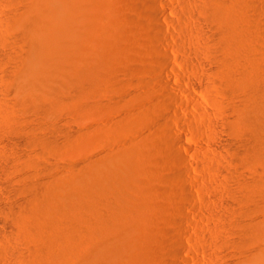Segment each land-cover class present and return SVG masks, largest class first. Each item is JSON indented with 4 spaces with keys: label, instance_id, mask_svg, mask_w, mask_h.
Segmentation results:
<instances>
[{
    "label": "rangeland",
    "instance_id": "obj_1",
    "mask_svg": "<svg viewBox=\"0 0 264 264\" xmlns=\"http://www.w3.org/2000/svg\"><path fill=\"white\" fill-rule=\"evenodd\" d=\"M21 1L0 0V20L11 14V8L24 9L32 3ZM141 1L48 0L45 16L43 9L29 6L28 16L42 45L56 51L58 62L69 60L74 74L75 68H82L92 79L85 94L70 92L48 117L43 106H23L15 95L7 98L1 92L0 223L7 222L9 205L29 197L20 191L23 185L50 183L59 196L105 194L111 200L123 184L124 199L114 210L110 228L90 236L74 218L73 226L83 233L76 242L62 240L54 250L55 264L233 263L241 251L236 244L241 228L254 220V224L264 221V162L238 161L236 153L224 146L242 137L232 127L231 112L241 93L232 94L221 81L209 79L214 65L197 54L205 43L201 37L205 26L196 9L191 16L185 11L193 0ZM145 1L159 11L160 41H155L158 28L145 13ZM250 1L262 27L259 53L264 58V0ZM6 49L0 46V51ZM81 104L82 109L76 108ZM164 128L183 139L178 159L163 150L172 141ZM27 138L38 140L31 144ZM212 144L222 148L220 153L210 149ZM244 182L253 193L240 191ZM29 198L25 201L36 203L33 232H23L17 223L12 231L0 224V264H22L23 253L48 245L45 231L57 217L56 203L51 200L47 206L41 198ZM106 206L99 211L105 212ZM178 241L182 248L169 256L166 251Z\"/></svg>",
    "mask_w": 264,
    "mask_h": 264
},
{
    "label": "bare ground",
    "instance_id": "obj_2",
    "mask_svg": "<svg viewBox=\"0 0 264 264\" xmlns=\"http://www.w3.org/2000/svg\"><path fill=\"white\" fill-rule=\"evenodd\" d=\"M12 1H14V0H12ZM128 1L129 0H127V2ZM138 1H140V0H138ZM196 1H198V3ZM196 1L193 0V5H191V3L189 2L187 4V7L185 8V11L187 14H189L191 16L192 12H193V8L196 9V11L199 12V14H200L199 15V22L205 26L206 31H203L201 33V37L203 38L205 43H204V46H202L200 48V50L197 54L199 56L206 57L207 60L210 63H212V65H214V67H213L214 69L212 71V77H210L209 79L212 82L221 81L225 86L229 87L230 93L232 92V94L233 93L237 94L239 92L241 93V97L238 96L239 99L237 98L238 101H236V104L232 105V107H231L232 111L231 112L234 113V115H235L234 116L235 118L232 122V124H233L232 127L235 129L234 131L237 130L240 133H242L241 135L239 134L242 137L240 138L241 140L238 141L237 143L236 142L231 143V144L228 143V144H225L224 146L227 145V150H232V153L233 152L236 153L233 155H236L235 159H237L238 161L241 160V162H242V161H248V160L249 161L250 160H258V161L264 162V76H263L264 73L263 72H262L263 74L260 73L261 69L264 67V63H263L264 58L259 53V45L261 46L263 39H261L262 38V33H261L262 27L260 25V22L258 21L257 16L253 12L254 10L252 7V2L250 0H196ZM31 2L32 3L27 4L28 5L27 8H26L27 5L24 6V9L21 8L20 6H17V8H15V9L11 8V9H13V10H11V14L9 13L10 15L5 16V17H3V19L0 20V46L3 48H7L6 52L4 50L0 51V69H1L0 70V72H1L0 73V76H1V79H0L1 80V82H0V95H1V92H3L7 96V98H9L11 95H15L17 102L23 106H31V105L35 106L37 104L41 105V106H43V111H42L43 114H46V116L48 117L47 114L52 113L55 110V108H57L58 106H61L62 103L66 102L64 100L66 98H68L67 96L70 92L75 93V95H76V93L78 95L85 94L87 89H89L88 88L89 83H90L89 81H91L92 77L90 76V74L85 69L78 68V67L75 68L77 71V74H74L73 73L74 67L69 62V60H63V61L58 62L57 56L55 54L56 51H53L52 48L44 47L42 45V42H40L37 39L38 37L34 33L35 28H36V24L28 16V13H29L28 11L31 8L29 6H31V4H32V8L35 10H36V8L43 9V13H44L45 12L44 11V9H45L44 5L47 4L48 0H32ZM130 2H128V3H130ZM24 3L22 2V4H24ZM196 3H197V5H195ZM16 5L17 4L13 5V3H12L11 6L15 7ZM18 5H19V3H18ZM137 6H138V4H137ZM142 6H144V4ZM145 7H143L146 9V10L144 9L146 11L145 13L148 14L150 21L154 24L153 26H157V28H158L157 29L156 27H154L157 29V32L155 31V34H156L155 35L156 36L155 41L156 40L160 41L161 29H160V26L158 24V18L160 16L159 11H157L152 6V4L148 3L147 1H145ZM137 9H139V8H137ZM45 15H46V13H44V16ZM156 29H154V30H156ZM128 38H130V37H128ZM39 39H41V38H39ZM138 43H140V42H138ZM153 47H154V45H153ZM133 48H134V46H133ZM149 50H151V49L149 48ZM190 63H192V60L190 61ZM106 74H107V72H106ZM93 81H95V80H93ZM97 92H98V90H97ZM3 93H2V95H3ZM240 93H239V95H240ZM6 96H4V98ZM73 96H74V94H73ZM231 96H233V95H231ZM6 100H8V99H6ZM8 101L11 102L12 100L9 99ZM82 105L83 104H81L79 107L78 106L77 107L75 106V107L79 109V108L84 106V105L83 106ZM96 107H97V105H96ZM11 108H13L12 105H11ZM33 109H35V108H33ZM64 109H66V108H64ZM16 111L17 110H15V112ZM71 111H70V113H71ZM0 112H2V111H0ZM66 112H67V110H66ZM6 113L4 115H6ZM2 118H4V117H2ZM7 120H8V118H7ZM164 129L166 131V128H164ZM31 130H34V129H31ZM54 130H53V132H54ZM35 132H37V131H35ZM55 132H56V130H55ZM163 132H164V130H163ZM166 132H167V134H165V135L171 136L172 141L170 140V142H171L170 144L167 141L168 144L164 145L165 149H163V150H166L165 152H167L166 154L169 155V158L171 156L172 158L174 157V159L175 158L178 159L179 156H181V155H180L179 151L177 150V148L184 146L183 139H182V137L177 136V135L172 136L173 132L172 131L170 132V130H168V129ZM22 133H24V132H22ZM49 134H51L50 131H49ZM35 135H37V134H35ZM63 135H65V134H63ZM56 136H58V135L56 134ZM160 136H161V134H160ZM21 137H22L21 139L24 140L23 135ZM30 137H31V135H30ZM34 138H36V137H34ZM43 138L44 137L42 136V139ZM27 139H29V138H27ZM27 139H25V140H27ZM30 139L27 141H29L31 144H33V140H34V142L36 140H38V139H36V140L32 139V142H31ZM69 141H71V140H69ZM235 141H237V140H235ZM21 142L19 141V143H21ZM27 144L28 143H26V145ZM31 144H30V146H31ZM67 144H68V141H67ZM46 145H47V143H46ZM27 146H29V145H27ZM64 146H66V144ZM224 146H222V147H224ZM44 147H46V146H44ZM51 147H54V146H51ZM42 148H43V146H42ZM210 149L215 151L216 153H220V151L222 150L221 147L216 146L214 144L210 145ZM230 159H232V157ZM35 160L36 159H34V161ZM260 169H261V167H260ZM231 171H233V170H231ZM231 171H230V173H231ZM148 176L150 177V175H148ZM176 178H177V176H176ZM245 178H246V176H245ZM248 178H250V177H248ZM263 178H264V176H263ZM247 180L248 179H246V181ZM135 182H136V180H135ZM161 182H162V180H161ZM227 182H230V181H227ZM256 182H258V181H256ZM46 183H45V186H46ZM229 184H231V183H229ZM245 184L247 185V183H245ZM27 185H28V187L26 185L25 186L23 185L24 187L21 186V188H20L21 190L18 189V191L19 190L24 191L28 194L29 197L35 198L37 200L38 199L40 200V198H41L43 204H46L47 206H48V204L53 202L51 200H54L56 203V210H57L56 215H57V217H55L54 220L49 225L46 226L45 233L49 234L48 245L44 248H39V247H38L39 249L36 248L35 252H34V250L31 253L26 251L27 252L26 255L23 253L24 256H20V259L22 258V260H20V261L21 262L23 261L25 264H55V262H54L55 251L54 250H57L58 248L56 249V247H58L59 245L61 246L62 240H66V241L68 240V241H75L76 242V240L78 241V238L81 236L80 233L81 234L83 233V230H82V232L80 231V233H79V230H81L79 227H77V228H79V230H76L75 225L73 226L72 223L74 222L73 221L74 218H76L77 221H79L80 226H83V228L86 229L87 234L90 236L99 232V231L106 232L111 226L110 220L113 218L114 210L117 208V206L122 204V201L124 199L122 195L124 194V190H125L124 185L122 184L121 187L117 188V194H115L116 199L113 198L110 200L109 197L105 194H103L102 196L97 197V198H95L93 196H85L83 194L75 196V195L69 194V193L59 196L55 193L54 187L49 186L50 183L46 187L39 186L38 184H36L37 186H33L34 184H32L31 186L29 184H27ZM246 185H244V184L239 185L241 188L240 191L243 192V190H245V191L247 190V192L252 191V193H253L254 189L251 188L252 186L250 187V185H247V186ZM239 186H237V187H239ZM240 188H238V189H240ZM158 189L159 188H157V190ZM231 189H233V188H231ZM231 189H230V191H231ZM234 189H236V188H234ZM160 190H162V189H160ZM14 191H16V190L14 189ZM129 191H131V190H129ZM151 191H153V190H151ZM183 193H185V190L183 191ZM261 193H262V191L260 192V194ZM23 194H22V196H23ZM231 194H232V191H231ZM258 194H259V192H258ZM110 195H112V194H110ZM255 195H257V194L255 193L254 196ZM130 196H133V195H130ZM136 196H137V194H136ZM29 197L27 199H24V201L21 200L22 203H17V204L11 205V206L9 205V207L7 206L8 207L7 208L8 218H7V222L3 221V220H2L3 222L1 221L2 223H0V224H2V227H4L5 229L8 230V229H11V227H13L12 226L13 223H17L20 225L23 232L24 231L28 232V231L32 230L31 229L32 226L36 224V221L34 218L35 217L34 212H36V211H34L36 203L32 204L31 202H29L30 200L26 202L25 200L30 199ZM244 197H246V196H244ZM24 198H26V196ZM234 198H236V196ZM252 198H254V197H252ZM244 199H246V198H244ZM261 200H262V197H261ZM253 201H254V199H253ZM40 203L41 202H39V204ZM103 204L107 205L106 206L107 210L105 212H100L99 208ZM159 204L157 203L156 205H159ZM246 204H249V203L246 202ZM252 204H254V202ZM258 205L259 204L257 203V205H255V206H258ZM150 206H152V205H150ZM263 208H264V206H263ZM4 209H6V207ZM39 209H41V208H39ZM249 209H251V208H249ZM129 212L131 213V211H128V213ZM243 212H245V211H243ZM118 215H120V214H118ZM122 215H123V213H122ZM37 221H39V220H37ZM48 221H49V219H48ZM254 222H255V220H254ZM254 222H253V224L245 223L246 225H244L243 227L241 226L242 227L241 232L238 235L239 238L236 236L239 239L238 241L240 243L241 248L238 246L239 245V243H237L238 241L236 242V244H237L238 249H241V251H240V254H239V257L237 258V260H235V261H233V263L231 262L229 264H264V221L263 222L260 221L261 223H258V224H254ZM46 223H45V225H46ZM37 227H38V225H37ZM34 228H36V227H34ZM36 229H39V228H36ZM7 230L6 231L4 230L5 231L4 233L6 234V236H7V233H6ZM11 231H12V229H11ZM32 232H33V230H32ZM10 233H12V232H10ZM23 234H25V233H23ZM85 234H86V232H85ZM5 237H4V239H5ZM31 242H33V241H31ZM83 243L85 244V242H82V245H83ZM171 245H172V243H171ZM169 246H170V244H169ZM175 248H178V249L182 248V245L179 243V241L173 243V245L168 248L170 250L166 251V252L170 253V255L168 254L169 256L174 255V254L176 255V253L174 251ZM30 249L32 250V248H30ZM93 249H94V247H93ZM87 250L89 251V249H87ZM21 252H20V254H21ZM80 252H82V251H80ZM92 252H93V250H92ZM82 253H84V252H82ZM83 255H85V254H83ZM83 255L81 254V257ZM89 256L90 255L88 254V257ZM20 261H19V263H20ZM24 263H22V264H24ZM73 264H75V263H73ZM76 264H77V262H76ZM180 264H185V262L184 263L181 262Z\"/></svg>",
    "mask_w": 264,
    "mask_h": 264
}]
</instances>
